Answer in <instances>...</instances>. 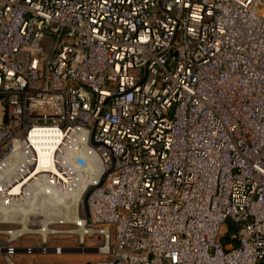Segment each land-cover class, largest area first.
Here are the masks:
<instances>
[{"label":"built area","instance_id":"built-area-1","mask_svg":"<svg viewBox=\"0 0 264 264\" xmlns=\"http://www.w3.org/2000/svg\"><path fill=\"white\" fill-rule=\"evenodd\" d=\"M68 248L264 264V0H0V257Z\"/></svg>","mask_w":264,"mask_h":264},{"label":"rangeland","instance_id":"rangeland-1","mask_svg":"<svg viewBox=\"0 0 264 264\" xmlns=\"http://www.w3.org/2000/svg\"><path fill=\"white\" fill-rule=\"evenodd\" d=\"M61 243L65 246H74L76 243L75 238L71 239H62L56 238L53 239L51 244ZM98 257L92 250L87 251L86 253L80 252L74 248H68L66 253L63 255L57 254H24L19 253L15 258V264H84L86 262H93ZM2 260V258L0 257ZM0 260V264L5 263L3 260Z\"/></svg>","mask_w":264,"mask_h":264},{"label":"bare ground","instance_id":"bare-ground-1","mask_svg":"<svg viewBox=\"0 0 264 264\" xmlns=\"http://www.w3.org/2000/svg\"><path fill=\"white\" fill-rule=\"evenodd\" d=\"M34 135L36 137L35 141L38 143L36 145L41 146L45 145L49 147H54L56 143L59 141V134L55 129H48V130H35L33 131ZM48 144V145H47ZM43 154V152L41 153ZM40 163L45 164L46 163V155L43 154L40 156ZM81 234L84 232V228L79 229ZM9 264H15V262L9 263Z\"/></svg>","mask_w":264,"mask_h":264},{"label":"water","instance_id":"water-1","mask_svg":"<svg viewBox=\"0 0 264 264\" xmlns=\"http://www.w3.org/2000/svg\"><path fill=\"white\" fill-rule=\"evenodd\" d=\"M87 196L88 195H86L85 196V199H84V202H85V206L87 207ZM87 211H88V209H87ZM87 264H93V262H87Z\"/></svg>","mask_w":264,"mask_h":264}]
</instances>
